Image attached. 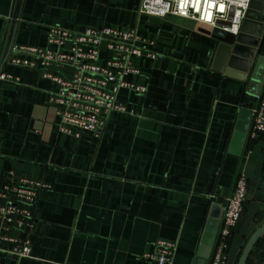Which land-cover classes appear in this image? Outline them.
Returning a JSON list of instances; mask_svg holds the SVG:
<instances>
[{
    "label": "crops",
    "instance_id": "0c3cea01",
    "mask_svg": "<svg viewBox=\"0 0 264 264\" xmlns=\"http://www.w3.org/2000/svg\"><path fill=\"white\" fill-rule=\"evenodd\" d=\"M140 2L0 0V60L11 42L44 46L53 25L136 27L160 54L132 59L137 73L125 80L146 91L122 88L125 110L109 115L100 136L60 132L50 102L59 86L40 69L2 66L19 80L0 82V186L25 176L51 184L32 207L33 258L23 264H152L147 255L160 239L176 243L172 264H205L196 254L205 226H217L215 241L239 171L248 198L225 264H237L264 222V136H248L264 84V33L248 81L224 72L227 50L199 22L141 13ZM245 264H264V233Z\"/></svg>",
    "mask_w": 264,
    "mask_h": 264
},
{
    "label": "built area",
    "instance_id": "2783aa9c",
    "mask_svg": "<svg viewBox=\"0 0 264 264\" xmlns=\"http://www.w3.org/2000/svg\"><path fill=\"white\" fill-rule=\"evenodd\" d=\"M249 1L141 0L139 12L159 17L173 15L236 34ZM227 20L230 25L219 23ZM159 56L155 42L143 38L136 27L69 29L53 25L48 27L44 46L9 44L0 60V82L19 80L2 69L5 64L40 69L43 78L59 86L50 96L58 116L57 129L75 137L85 133L100 136L109 115L125 110L118 97L122 88L138 94L146 91L145 85L125 80L128 74L137 73L132 59L155 60ZM49 67L70 68L72 73L65 78L48 71ZM255 98L248 131L250 138L264 134V84ZM5 181L0 186V264H23L24 259L33 258L32 207L40 192L50 189L51 184L26 176L15 182ZM247 198L248 180L239 171L231 190L222 198L221 220L210 264H225L228 241L240 221ZM14 229L20 230L22 236L12 235ZM175 250L174 241L160 239L147 257L152 264H172Z\"/></svg>",
    "mask_w": 264,
    "mask_h": 264
},
{
    "label": "water",
    "instance_id": "95a60500",
    "mask_svg": "<svg viewBox=\"0 0 264 264\" xmlns=\"http://www.w3.org/2000/svg\"><path fill=\"white\" fill-rule=\"evenodd\" d=\"M264 0H250L245 11L244 17L241 20L239 30L236 34L227 32L219 27H210L209 25L200 23L199 26L205 28L208 33L217 38L221 47L226 49L225 58L229 57L227 68L224 72L231 74L237 78L251 81L253 80L252 73L260 60L259 45L261 37L264 33ZM220 24L230 25V21H220ZM260 37V38H259ZM257 47V49H255ZM240 57V58H239ZM240 66L242 73H235L232 71L234 67ZM263 81V80H262ZM261 87V86H260ZM260 89V88H259ZM258 93V92H257ZM256 93V94H257ZM251 117V115H250ZM241 139H239L240 141ZM238 141V140H237ZM222 207V206H221ZM217 226L212 225L208 220L202 235L199 247L197 249V256L203 257L205 264H210L212 259V252L214 245V237ZM264 233V222L257 228L245 244L237 264H245L254 244L257 239ZM208 249V252H207ZM206 250V251H205Z\"/></svg>",
    "mask_w": 264,
    "mask_h": 264
},
{
    "label": "trees",
    "instance_id": "16d2710c",
    "mask_svg": "<svg viewBox=\"0 0 264 264\" xmlns=\"http://www.w3.org/2000/svg\"><path fill=\"white\" fill-rule=\"evenodd\" d=\"M259 136H264V134H263V133H261V134H259Z\"/></svg>",
    "mask_w": 264,
    "mask_h": 264
}]
</instances>
